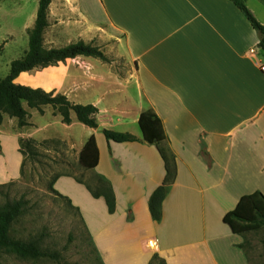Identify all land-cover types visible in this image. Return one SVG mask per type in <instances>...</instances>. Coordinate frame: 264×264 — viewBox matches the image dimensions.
<instances>
[{"label":"crops","instance_id":"1","mask_svg":"<svg viewBox=\"0 0 264 264\" xmlns=\"http://www.w3.org/2000/svg\"><path fill=\"white\" fill-rule=\"evenodd\" d=\"M245 4L264 25V0ZM36 11L16 31L18 12L0 1V63L19 39L27 48L17 58L27 51ZM47 22L45 49L79 40L94 45L101 33L114 39L121 64L79 55L22 72L14 82L93 105L98 126L138 141L107 140L73 111L66 124L51 106L41 113L23 102L29 125L19 128L7 114L0 124V184L20 176L21 139L60 140L78 161L93 136L98 161L85 172L109 182L114 212L70 175L59 176L53 189L78 209L103 264H150L154 255L165 264H250L240 246L245 236L228 241L235 234L222 222L241 196L264 195V51L243 13L229 0H51ZM124 66L127 75L119 71ZM147 110L159 118L176 164L159 221L148 201L166 170L138 125ZM150 240L156 249L147 247Z\"/></svg>","mask_w":264,"mask_h":264},{"label":"trees","instance_id":"2","mask_svg":"<svg viewBox=\"0 0 264 264\" xmlns=\"http://www.w3.org/2000/svg\"><path fill=\"white\" fill-rule=\"evenodd\" d=\"M229 1L243 13L247 21L255 29L259 36L258 46L264 51V25L255 18L246 6L245 0ZM50 2L51 0H38L36 18L32 28L28 30V49L21 57L12 60L9 64L8 74L5 77H0V124L2 123L3 115L7 114L9 117L17 119L19 128L29 125L27 122L28 113L23 107V102H25L28 107L36 108L41 113L43 106H51L55 112L61 115L62 122L66 124L71 122L70 112L73 111L79 122L90 128H97L95 116L98 110L95 106L90 104H73L64 95L45 92L39 88H31L14 82V79L22 72L55 65L60 61L75 58L79 55L97 58L112 68L113 60L108 58L99 47L80 40L59 48H44L43 34L48 26L47 14ZM138 125L142 132L143 140L157 147L165 165L166 173L164 179L161 185L152 192L148 201L151 218L159 221L161 218L162 201L176 176L175 159L168 146L161 122L153 112L149 110L141 112L138 118ZM102 133L107 140L115 142L138 141L135 136L129 133L108 129H103ZM45 142L39 143L33 139H21L19 141V150L23 155L22 167L25 158L32 155L35 156L37 145ZM97 161L98 151L94 137L91 136L79 153L78 163L83 169L92 170L97 165ZM94 177L95 184L92 185L83 182L78 177H75V180L84 184L94 198L103 197L108 212L113 213L115 210V197L111 185L104 177L98 174H94ZM57 178L58 176H54L52 181L54 182ZM52 191L57 193L55 190ZM57 195L60 196L58 193ZM60 197L70 204V201L66 197ZM24 205L25 201L22 199L6 200L0 205V254L2 251H6L20 257L32 259L55 257L54 253L38 249L34 242H24L11 237V225L23 213ZM72 208L78 212L77 208ZM222 222L229 227L233 234L239 236H246L253 231L264 228V195L261 192L255 191L241 196L236 206L224 214ZM262 243L264 245V240ZM240 246L244 247V244ZM154 260H157L156 264H165L157 255L152 257L150 264H153Z\"/></svg>","mask_w":264,"mask_h":264},{"label":"rangeland","instance_id":"3","mask_svg":"<svg viewBox=\"0 0 264 264\" xmlns=\"http://www.w3.org/2000/svg\"><path fill=\"white\" fill-rule=\"evenodd\" d=\"M1 5L18 12L14 17V30L18 31L28 14L36 10L37 1L1 0ZM93 41L113 60V65L121 64V59L114 52V39L100 33ZM24 47L27 48V41L19 39V44L5 53L4 61L0 63V77L8 74L5 64L21 55ZM119 71L127 75L128 68L124 66ZM35 150V156L25 158L19 178L0 184V205L6 200L25 201L23 213L11 225V237L34 242L38 249L54 253L55 257L32 259L2 251L0 264H103L78 212L61 195L52 191L54 176L70 175L92 185L95 184L94 174L85 172L73 151L60 140H47L37 145ZM233 240H242V236L233 235L228 241ZM263 240L264 228L245 236L244 247L250 264H264Z\"/></svg>","mask_w":264,"mask_h":264},{"label":"built area","instance_id":"4","mask_svg":"<svg viewBox=\"0 0 264 264\" xmlns=\"http://www.w3.org/2000/svg\"><path fill=\"white\" fill-rule=\"evenodd\" d=\"M260 70H261V72L264 73V65L260 66ZM147 247L150 248V249H156L157 248L156 242L154 240L148 241L147 242Z\"/></svg>","mask_w":264,"mask_h":264},{"label":"water","instance_id":"5","mask_svg":"<svg viewBox=\"0 0 264 264\" xmlns=\"http://www.w3.org/2000/svg\"><path fill=\"white\" fill-rule=\"evenodd\" d=\"M97 130L101 131V130H103V128L101 126H98Z\"/></svg>","mask_w":264,"mask_h":264}]
</instances>
